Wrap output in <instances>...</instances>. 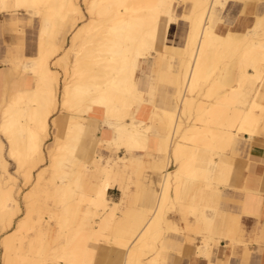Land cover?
I'll return each instance as SVG.
<instances>
[{
    "label": "snow or ice",
    "instance_id": "6c2138e0",
    "mask_svg": "<svg viewBox=\"0 0 264 264\" xmlns=\"http://www.w3.org/2000/svg\"><path fill=\"white\" fill-rule=\"evenodd\" d=\"M53 7L43 0H0L4 14L0 46L7 52L0 69L5 72L6 65L16 63L13 53L22 48L24 24L39 18L42 25L40 51L31 61L34 78L28 87L32 91L5 101L0 169L7 173L15 167L22 199L17 206L10 197L0 198V251L4 253L0 264H257L250 259L257 248L262 257L258 264H264V169L256 174L252 151L257 136L264 145V0L256 18L262 55L258 64L246 65L251 73L248 86H235L243 66L239 72L221 67L209 73L212 87L207 95L201 91L206 50L217 41L240 39L231 32L216 35L217 24L233 22L223 11L226 3L210 6L211 20L200 23L199 35L193 28L186 49L191 62L185 58L178 68L162 62L166 58L160 52L166 50L169 29L180 22L183 0L135 4L90 0L71 21L57 18L58 27L71 29V47L68 41L52 38L46 49L45 29L50 37L56 33L43 10ZM240 7L243 15L256 5L246 0ZM253 32L249 28V34ZM93 33L101 34L98 48L81 42V37ZM105 80L107 84L102 83ZM25 96L37 97L35 112H20ZM97 109L103 111V127L89 121L85 129L82 116ZM165 121L173 128L179 124L186 129L181 135L190 137L188 144L176 146L175 156L171 147L167 152L161 147L158 154L148 149L154 134L170 141ZM36 122L40 127L33 130ZM26 124L28 139L20 147L17 129ZM43 135L51 138L47 154L51 159L35 170L50 171L58 181L75 175L67 170L69 164L87 166L89 141L93 146L106 143L112 149H124L125 154L143 147L147 155L139 167L152 174V182L144 181L147 191L137 205L138 216L126 215L119 225L101 223L93 231L102 236L77 228L78 220L71 213L62 214L55 203L63 198L62 189L45 200L39 182L29 176L39 163ZM237 157L248 161L242 175L235 173ZM222 217L229 221L224 230L216 226ZM101 239L123 249L121 258L90 259ZM146 243L151 249L147 255ZM225 245L231 255L221 256L219 248Z\"/></svg>",
    "mask_w": 264,
    "mask_h": 264
},
{
    "label": "bare ground",
    "instance_id": "6f19581e",
    "mask_svg": "<svg viewBox=\"0 0 264 264\" xmlns=\"http://www.w3.org/2000/svg\"><path fill=\"white\" fill-rule=\"evenodd\" d=\"M191 2V11L189 14L184 15L187 16L186 19L188 22V31L185 36V40L182 46L178 47L167 42L166 50L164 52H160V56L162 58H166V63L169 67H177L183 63L185 58L191 62V56L188 54L186 49H188V36L193 35V28L196 29V35L200 33V23H202L205 19L211 20V11L210 6H215L218 3H226L225 0H183V2ZM45 3H50L54 5L52 9H44L43 11L51 18L50 29L52 32L57 34L59 33L60 28L65 29L67 25L64 27L57 26V18L63 16L71 21L75 15V12L78 8H81L83 5L90 2V0H43ZM97 3H127V4H135V3H157L159 0H95ZM171 2V0H169ZM75 5L76 7H72ZM100 9H97V14L99 15ZM107 12L108 10H104ZM71 16H70V15ZM0 15H4L0 13ZM122 19V18H121ZM175 20V17L173 18ZM34 23V27L37 33V44H36V55L39 54L40 51V42H41V29L42 25L39 18L29 22L28 24L31 26ZM236 26V25H235ZM239 26V25H238ZM249 28L255 29V32L249 34ZM218 28H215V32L217 36H222L218 33ZM170 30V29H169ZM240 30V29H239ZM204 31L207 32V27L205 25ZM230 32L238 37L239 34L244 32V36L241 39L234 40L230 43L224 41H217L212 43L210 47L206 50L205 60L202 66L201 79H203L204 83L201 85V91H203L204 95H207V89L212 87L210 72L215 73L217 69L223 67L224 70L231 68L239 67L238 72L243 66V72L240 73V79H238V87L241 88L247 87L249 81L247 80V76L250 75L247 64L249 61H255L257 64L260 61L262 52H261V30L257 28L256 22L252 26H246L244 30L234 32L230 30ZM101 34L93 33L92 35L85 34L81 37V42H86L89 45H96L97 38ZM55 37H50L48 34V29H45L44 34V42L47 49V45L50 39ZM107 42V41H106ZM193 50H195V43H193ZM35 58L31 56V58L27 60H17L15 64L6 65L8 70L6 72V76L4 82L2 83V88H0V130L3 128L4 121V111L6 108V98L8 102H11V99L14 96H19L22 92L28 93L32 91L28 85L30 81L34 78V73L32 72V64L31 61ZM197 60H199V56H197ZM75 61H73V64ZM28 72L27 77L22 78L21 72ZM192 74H195V69H193ZM189 75L187 69H185V77ZM102 83L107 84L108 81H102ZM189 87H191V81H189ZM259 91V89H256ZM201 91L196 93L197 97L201 95ZM20 112L23 114L33 113L37 110V97L32 96L31 98L25 96V98L21 101L18 106ZM180 114L183 115V107L180 109ZM189 114H191V107L189 108ZM87 115L88 120H82L85 129H87L89 121H98L100 127H103V111L97 109L92 113L84 114ZM143 115V113H142ZM168 134L170 136V141L162 138L158 147V152L161 147L164 148V151L167 152L169 147H171V151L173 156L176 153L177 145H186L190 142V137L186 138L184 135H181L182 132H186V129H182L179 124L175 125V128L172 127L170 123H167ZM162 126V125H161ZM40 127L39 123L36 122L32 125L33 130L38 129ZM17 137H18V145L23 147L28 139V127L27 124L24 127L17 129ZM50 136L43 135L39 141L40 149H39V163L35 165L37 168L40 164H42L45 160V148L47 151H50L51 143H48V138ZM179 137V138H178ZM257 138V137H256ZM255 138V140H256ZM91 142V141H90ZM98 150L92 152L89 148L86 151L85 156L86 159L94 160V164L96 165L95 170H91L88 166V162H86L87 166H76L74 167L72 164L67 166V170L70 172H74L75 175L71 176L68 179H59L53 176L50 173L48 178V183L46 182L45 172L41 174L40 171H37L35 179L38 183V190L40 193H45L47 198L49 196H55L57 192V188H61V196L62 199L56 200L55 203L58 207L61 208L62 214L71 213L72 217L78 220L76 225L77 228H82L83 231L94 234L97 236H102V233L94 232L93 229H99L101 223L110 222L114 225H119L121 219L128 215L130 218L135 219L139 214V209L137 205L139 204L138 198L140 191L144 188L140 186L138 183V178L142 175L144 170L142 171L139 167V161L134 158H128L126 155L131 154L135 156L138 153L145 152L143 147H137L135 149L129 150L126 154L120 156L119 152L124 149H112L108 144H104L102 146L97 145ZM183 151V148H182ZM104 153H107V159L104 157ZM11 163V162H10ZM34 168V169H35ZM87 170H90L88 173ZM16 172V171H15ZM20 174L12 173L10 168L7 173H5L2 169H0V198L10 197L11 200H14L19 206V200L15 195L13 187L17 184V176ZM145 174V173H144ZM31 178L32 172L29 173ZM136 177V178H135ZM115 185H119V188L122 191V198L119 201H114L108 198L109 189L113 188ZM143 186V185H142ZM101 189L103 192L101 194ZM88 190H92L93 194H89ZM11 203L8 204V207H11ZM23 238L28 239L27 235L23 234ZM145 255L151 251L148 248L147 243L145 244ZM123 249H120L115 244H108L104 242L102 239L98 242L93 249L94 256L90 257V259H109V258H121V254ZM1 260L4 259L3 251H0Z\"/></svg>",
    "mask_w": 264,
    "mask_h": 264
},
{
    "label": "crops",
    "instance_id": "0c3cea01",
    "mask_svg": "<svg viewBox=\"0 0 264 264\" xmlns=\"http://www.w3.org/2000/svg\"><path fill=\"white\" fill-rule=\"evenodd\" d=\"M225 1H226V4L228 5V7L225 8L223 11L226 12V14L229 17V19L232 20L233 22L232 23H227V24H225L223 26L217 24L216 27L218 28L217 30H218V33L220 35L223 36L227 32H230V30L233 31V32L235 30L242 31V30H244V28L246 26L254 25V23L256 22V18L258 16L259 12H260V0H251V2H253L256 5V7L254 9H248L245 12V14H243V15H241V12L244 11V10L241 9L240 5L242 3H245L246 0H225ZM183 4L185 5V8H184V11L182 12V14H180V17L182 19H183L184 15H187V14L190 13L191 7H192L191 6V2H187V3L183 2ZM228 8L232 9L231 12L229 11V13L227 12ZM0 16H2V15H0ZM20 19H21V21H23L22 18H20ZM186 26H187V29H186V33H187V31H188V22H187ZM27 27H29V24L28 23L24 24L23 30H22V33H23L22 48L20 49L18 54L17 53H13V58L15 59V61H17V60H27V59L31 58L30 54H35V52H36L35 51L36 50L35 49V47H36L35 43L37 44V40H38L37 33H36V38L34 39L35 43L28 42V39L26 38V33H25L26 32L25 29ZM185 36H186V34H185ZM243 36H244V32L239 34L238 37L241 39ZM168 42H169V44L173 45V43L170 40H168ZM183 43H184V41L182 42V45H183ZM6 55H7V52H6L5 48L3 46H0V61H2L3 58ZM22 55H25V56L22 57ZM162 62H165V61H162ZM5 67L7 68V66H5ZM234 69L238 72L239 67L236 66ZM7 70H8V68H7ZM5 76H6V72L3 69H0V88H2V83L4 82ZM238 84L239 83H238V80H237L236 83H235V86L238 87ZM82 120H86L87 121L88 120L87 115H83L82 116ZM162 138H164V137H163V135L161 133H157V134H154L152 136L151 142L148 145L149 152H153V151L156 152V153L158 152V147H159V144H160V141H161ZM89 148L92 150V152H95V151L98 150V147L97 146H93V144L90 141L88 142L87 151L89 150ZM252 151L254 153V170H255L256 174L259 175L261 169H264V164L260 163V161L262 159H264V145L261 144L259 136H257V138H256V140L254 142V146H253ZM119 154H120V156H122V155L125 154V151L121 150L119 152ZM146 155H147V153L141 152V153L136 154L135 156H133L131 154H127L126 156L128 158H134L135 160L140 161V160L144 159V157ZM247 167H248V161L246 159L239 158V157H237L235 159V161H234V169H235V173L237 175H242L244 173V171L247 169ZM144 181H148L149 183L152 182V174L149 173L147 170H144V172L141 175V178L140 177L138 178V183H140V186L142 188H144V189H142L140 191V194H139V198H138L139 204L143 203L144 197H145V193L147 191V189L145 187V184H144ZM155 183H156L157 188H158L159 187V180H156ZM108 198H110V199H112L114 201L121 200L122 191L119 188V185H115L113 188L109 189ZM173 215H175V214H173ZM245 219H248V218L246 217ZM228 223H229L228 219L222 217L221 219H219L216 222V226L221 228V230H224V229L227 228ZM219 252H220L221 256H224L226 254L227 255H231V249H228L226 245L223 246V247H220L219 248ZM261 258L262 257H261V254H260L258 248L251 252L250 259L252 261H256L257 264H258V262L261 260Z\"/></svg>",
    "mask_w": 264,
    "mask_h": 264
},
{
    "label": "rangeland",
    "instance_id": "374dc122",
    "mask_svg": "<svg viewBox=\"0 0 264 264\" xmlns=\"http://www.w3.org/2000/svg\"><path fill=\"white\" fill-rule=\"evenodd\" d=\"M187 2H189V1H187ZM187 2H185V3H187ZM82 5H83V3H82ZM231 8H228V10H227V12L229 13V11L231 12ZM184 11V9L183 10H181L180 11V13H179V15L180 14H182V12ZM70 15V14H69ZM71 16V15H70ZM22 18V20L24 19L23 17H21ZM186 24H187V20L186 19H180V22L179 23H174L172 26H171V28H170V33H171V37H170V41L173 43V45H175V46H178V47H180V46H182V42L184 41V37H185V34H186V29H187V26H186ZM34 27V23L30 26L29 25V27H27L25 30H26V38L28 39V42H33V43H35V38H36V30L37 29H35V28H33ZM71 35H72V32H71V29L70 28H68L67 26H66V28L65 29H63V28H60V30H59V33L57 34V36H56V39H62V40H65V41H68V46L69 47H71ZM35 46H36V43H35ZM35 49H36V47H35ZM36 51V50H35ZM21 55V54H20ZM34 55H36V52H35V54H30V56H34ZM25 55H22V57H24ZM145 63H147V62H145ZM27 74H29L28 72H21V77L22 78H25V77H27ZM99 126H100V124H99ZM48 143H47V145L49 144V143H51L52 141H51V138L49 137L48 138ZM45 152H46V154H45V160L47 159V160H49L50 161V157H48V151H47V149L45 148ZM123 154V153H122ZM108 154L107 153H104V157H105V159H107L106 158V156H107ZM240 158V157H239ZM44 160V161H45ZM86 162H88V166H89V168L91 169V170H95L96 169V165L94 164V160H91V159H86ZM40 166V165H39ZM39 166L37 167V168H35V169H38L39 168ZM33 170L32 171V176H31V178H35V176H36V173H37V170ZM10 171L12 172V173H16L15 171H16V169H15V167L13 166V167H10ZM90 170H87L86 172L88 173ZM16 175V174H15ZM17 176V175H16ZM49 176H50V173L49 172H47L46 174H45V178H46V182L48 183V178H49ZM17 178H18V180H17V184H18V181H19V178H20V175L19 176H17ZM140 178H141V176H140ZM16 184V185H17ZM14 186L13 187V189H14V192H16V196H17V198H18V200L20 201V199H22V194H21V192H20V190H19V188L17 187V186ZM88 193L89 194H93V191L92 190H88ZM44 194V199L45 200H47L48 198H47V196H46V194L45 193H43ZM24 235H27V236H29V234L27 233V232H25L24 233ZM0 260H1V258H0Z\"/></svg>",
    "mask_w": 264,
    "mask_h": 264
}]
</instances>
